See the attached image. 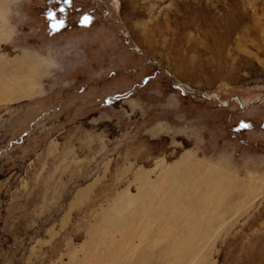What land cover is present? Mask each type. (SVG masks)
Instances as JSON below:
<instances>
[{"label":"rangeland","instance_id":"1","mask_svg":"<svg viewBox=\"0 0 264 264\" xmlns=\"http://www.w3.org/2000/svg\"><path fill=\"white\" fill-rule=\"evenodd\" d=\"M19 13L0 19V264H264V0Z\"/></svg>","mask_w":264,"mask_h":264},{"label":"clouds","instance_id":"2","mask_svg":"<svg viewBox=\"0 0 264 264\" xmlns=\"http://www.w3.org/2000/svg\"><path fill=\"white\" fill-rule=\"evenodd\" d=\"M22 0H0V19H7L9 16H19V8ZM17 34V26H13L8 34L10 41Z\"/></svg>","mask_w":264,"mask_h":264},{"label":"snow or ice","instance_id":"3","mask_svg":"<svg viewBox=\"0 0 264 264\" xmlns=\"http://www.w3.org/2000/svg\"><path fill=\"white\" fill-rule=\"evenodd\" d=\"M65 2H67V0H65ZM61 11H63V9H61ZM49 15L51 16L52 14L50 13ZM54 27H56V25H54Z\"/></svg>","mask_w":264,"mask_h":264}]
</instances>
